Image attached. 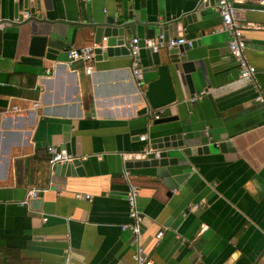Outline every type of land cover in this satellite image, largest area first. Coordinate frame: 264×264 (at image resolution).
I'll list each match as a JSON object with an SVG mask.
<instances>
[{"label": "crops", "instance_id": "obj_1", "mask_svg": "<svg viewBox=\"0 0 264 264\" xmlns=\"http://www.w3.org/2000/svg\"><path fill=\"white\" fill-rule=\"evenodd\" d=\"M231 1L264 96V0ZM30 6L45 26L74 34L41 67L19 63L27 42L20 46L14 37L12 48H1L0 264H135L133 238L121 230L131 224L125 172L138 189L139 242L153 264H264V106L229 57L216 0H37ZM128 15L168 24L165 38L188 41L193 68L174 78L170 116L176 120L153 126L139 114L143 87L127 56L94 59L91 74L81 61L68 60V50L91 43L84 29L70 25ZM133 38L142 47L140 68H148L145 28L137 27ZM169 135L192 146L228 140L235 151L124 167V157L152 137ZM48 146L80 158L79 172L51 170ZM34 189L43 190L39 210L32 199L22 204Z\"/></svg>", "mask_w": 264, "mask_h": 264}, {"label": "water", "instance_id": "obj_2", "mask_svg": "<svg viewBox=\"0 0 264 264\" xmlns=\"http://www.w3.org/2000/svg\"><path fill=\"white\" fill-rule=\"evenodd\" d=\"M8 6H2L0 2V52L1 48H12L14 37L17 38L20 46L27 42L26 55L19 58V63L27 66H42V60L48 56L57 55V52L66 48V43L74 34L73 28L62 30L45 26V20L34 18L35 11L38 10L30 6L37 0H11ZM10 9V10H9ZM28 11L29 17L23 18L22 12ZM190 17L182 18V23L188 21ZM193 18V17H192ZM49 25V24H48ZM69 25V24H66ZM72 27L84 29L82 36L91 41L82 47L96 46L94 49V59L112 60L121 59L127 56L131 59L127 44L129 36H135L137 27L145 28L146 40L144 47L149 50L151 64L148 68L138 70V81L143 87L139 99L145 105L139 114L148 115L153 126L176 120L175 116H170L171 107L177 104V97L174 90V78L181 80L180 69L184 74L192 70V63L187 61L186 51L188 44L177 46L162 54L160 50L154 52L152 44L156 33L164 37L163 31L170 25L165 23L147 24L137 20L131 15L111 16L103 21H94L86 24L74 23ZM170 29V28H169ZM170 39V38H169ZM193 44L191 43L190 46ZM154 76V77H153ZM144 90V91H143ZM157 116V119L155 117ZM235 149L230 141H221L208 145H189L181 135H169L152 137L145 149L136 155L124 157L126 169L165 166L176 162L175 154L185 157L198 156L208 153L234 152ZM76 168L81 169V162L76 159L69 164L57 165L56 170L71 173ZM40 197V196H39ZM41 199H32L31 203L39 210Z\"/></svg>", "mask_w": 264, "mask_h": 264}, {"label": "built area", "instance_id": "obj_3", "mask_svg": "<svg viewBox=\"0 0 264 264\" xmlns=\"http://www.w3.org/2000/svg\"><path fill=\"white\" fill-rule=\"evenodd\" d=\"M215 12L217 13L220 23L221 31L227 36V49L230 59L237 65L238 75L241 79H250L252 81V87L256 92L255 101L264 106V96L262 89L258 83L254 81L256 75V69L251 66L245 57V50L247 48L245 39L243 37L242 28L237 23V9L231 0H216ZM23 18L29 17V12L24 11L21 13ZM188 43L184 39H168L165 41L163 36L160 35L154 40L152 44V49L154 52L160 49L171 50L177 46ZM96 46L92 47H82V48H71L67 52V57L70 62L81 61L85 66V73L91 74L92 63L94 61V49ZM140 41L136 38L129 40L127 44V49L131 57V72L132 76L136 81L137 87L140 89L141 84L138 81V70L140 69V51H141ZM49 70H47V73ZM204 92L192 97L190 102L193 103L201 99ZM157 119V116L155 117ZM146 136L140 137L141 141H145ZM47 153V163L49 168L52 170L57 165L70 163L76 159L75 157L68 153L65 148L60 146H48L46 148ZM125 182L128 185L126 193V203L128 208V218L131 220V224L124 225L121 230L129 232L133 238L135 244V251L132 256L135 264H153V261L144 254L143 248L139 242V236L141 233V213L137 207L138 189L131 181L128 172L123 175ZM43 190H30L27 193L22 204H27L31 199L37 198ZM88 198V197H86ZM163 232L157 233L156 238L161 239Z\"/></svg>", "mask_w": 264, "mask_h": 264}]
</instances>
